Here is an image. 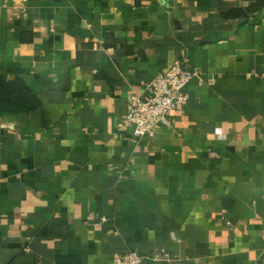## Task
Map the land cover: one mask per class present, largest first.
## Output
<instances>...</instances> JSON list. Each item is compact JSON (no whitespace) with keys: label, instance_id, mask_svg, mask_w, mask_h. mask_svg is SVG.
Segmentation results:
<instances>
[{"label":"crops","instance_id":"1","mask_svg":"<svg viewBox=\"0 0 264 264\" xmlns=\"http://www.w3.org/2000/svg\"><path fill=\"white\" fill-rule=\"evenodd\" d=\"M0 0V264H264V5ZM181 61L200 77L171 126L121 128Z\"/></svg>","mask_w":264,"mask_h":264},{"label":"built area","instance_id":"2","mask_svg":"<svg viewBox=\"0 0 264 264\" xmlns=\"http://www.w3.org/2000/svg\"><path fill=\"white\" fill-rule=\"evenodd\" d=\"M200 77L198 71L190 70L181 61L159 74L147 86V98H136L129 114L123 119L121 128H129L133 137L142 140L153 137L163 127L171 126L170 116L178 106L188 103L186 89L189 83ZM113 264H142L136 253L119 256Z\"/></svg>","mask_w":264,"mask_h":264},{"label":"trees","instance_id":"3","mask_svg":"<svg viewBox=\"0 0 264 264\" xmlns=\"http://www.w3.org/2000/svg\"><path fill=\"white\" fill-rule=\"evenodd\" d=\"M264 0L247 7L232 9L223 14L226 19H238L248 16L249 13L261 9ZM41 105L38 97L33 94L21 78L6 81L0 75V115L7 113H24L34 111Z\"/></svg>","mask_w":264,"mask_h":264}]
</instances>
